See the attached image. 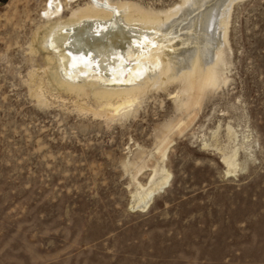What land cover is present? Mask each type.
Instances as JSON below:
<instances>
[{
  "label": "rangeland",
  "instance_id": "obj_1",
  "mask_svg": "<svg viewBox=\"0 0 264 264\" xmlns=\"http://www.w3.org/2000/svg\"><path fill=\"white\" fill-rule=\"evenodd\" d=\"M56 1L66 17L89 0ZM113 1L148 12L183 2ZM49 4L0 0V264H264V0L232 2L226 82L194 108L178 109L173 81L111 120L76 106L98 107L93 88L57 87L43 71L33 37ZM204 42L194 35L176 52L183 63L188 50L202 57ZM230 150L236 166L226 173ZM161 165L166 185L133 208L136 182Z\"/></svg>",
  "mask_w": 264,
  "mask_h": 264
},
{
  "label": "bare ground",
  "instance_id": "obj_2",
  "mask_svg": "<svg viewBox=\"0 0 264 264\" xmlns=\"http://www.w3.org/2000/svg\"><path fill=\"white\" fill-rule=\"evenodd\" d=\"M64 1L69 4L74 0ZM233 1L183 0L166 12H148L127 1L89 0L71 6L64 17L61 4L50 0L44 11L46 22L38 27L33 41L36 50L42 51L46 62L43 71L51 83L76 92L93 88V94L103 98L98 107L76 103L84 112L110 120L125 117L136 110L138 99L147 88L173 81L180 82V92L184 94L177 107L188 111L199 103L207 89L226 82L221 67L223 46L228 43L227 17ZM194 35L205 40V55L201 57L197 48L188 50L183 63L176 50ZM51 64L52 67L48 66ZM39 84L33 90L37 98ZM226 129L230 135L232 129ZM172 131L171 125L163 127L159 145ZM231 135L235 139L233 132ZM165 149L157 148L161 162ZM229 152L221 158L226 173L236 166V150ZM151 172L144 185L136 182L140 191L133 192V208H146L170 176L162 165Z\"/></svg>",
  "mask_w": 264,
  "mask_h": 264
}]
</instances>
